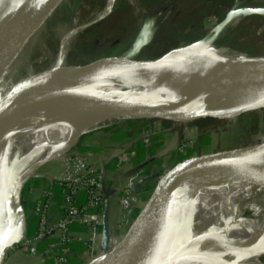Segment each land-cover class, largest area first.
<instances>
[{
	"label": "bare ground",
	"instance_id": "6f19581e",
	"mask_svg": "<svg viewBox=\"0 0 264 264\" xmlns=\"http://www.w3.org/2000/svg\"><path fill=\"white\" fill-rule=\"evenodd\" d=\"M13 1L0 0V22ZM134 1L130 0L135 4ZM68 2L54 20L63 10L65 14L70 12ZM114 4L115 0H107L101 12L87 21H81L79 16L74 18L70 30L62 36L57 58L45 72L29 67V58L54 20L28 38L26 33L22 34L0 59V75L14 78V88L27 80L80 81L83 69L61 67L64 53L80 30L108 16ZM248 11L249 8L235 11L228 24L217 30L224 33L233 29L247 17ZM211 42L210 35L187 48L173 51L160 63L136 65L118 73L112 69L119 64L117 61L101 64L95 70L98 73L95 81L83 84L81 91L59 89L58 93V90H44L45 87L38 89L40 83H34L22 97L33 117L10 129L3 151V158L13 152L19 157L17 173L20 174L17 182L9 184L8 190L13 193L32 175L35 164H30V159L39 151H43L45 160L59 157L78 142L81 133L117 119L119 109L164 113L186 120L193 116L192 111L230 113L238 106L261 108L255 102L264 99V61H246L228 55L215 50ZM15 48L19 52H14ZM13 60L15 63H11ZM23 63L28 71L16 78L19 64ZM93 89L102 91L103 98ZM4 98L0 100V107ZM102 105L115 111L107 112ZM19 109V105L12 104L8 114ZM43 110L51 114L34 116ZM24 147L26 151L22 153ZM217 182L208 187L189 183L171 189L161 203L175 205L160 214L138 251V264H181L196 246L210 242L209 246L217 247L200 248L187 264H260L254 260L264 253V150L252 166L233 171ZM4 188L5 185L1 186V191ZM245 209L253 210V216L244 217L241 212ZM221 230H224L222 234L214 235ZM146 250L154 253L148 261H145ZM122 261L124 256L115 259L111 250L102 252L94 264Z\"/></svg>",
	"mask_w": 264,
	"mask_h": 264
},
{
	"label": "rangeland",
	"instance_id": "374dc122",
	"mask_svg": "<svg viewBox=\"0 0 264 264\" xmlns=\"http://www.w3.org/2000/svg\"><path fill=\"white\" fill-rule=\"evenodd\" d=\"M106 1L69 0L67 7L70 12L65 14V10H63L60 14L61 16H58L54 20L67 2V0H59L49 8L50 10L48 9L30 24L21 28L14 35L10 44L24 33L27 34L28 38L42 25L54 20L29 58L31 62L29 67L36 72H45L57 58L62 36L70 30L73 19L77 16H79L81 21L91 19L101 12L105 7ZM164 1L135 0L134 4L130 0H115L114 7L108 16L78 32L74 40L68 45L62 63L86 64L102 57L124 56L132 53L135 44L148 36L145 35V31H147L148 24L151 23L152 13L154 11L157 12L153 7L155 8ZM166 1L167 11L160 13L158 21L165 17L171 7L172 13L168 15L165 22L157 29L153 27L155 33L152 34V38L136 54L139 58H158L175 47L191 43L192 41L207 36L212 33L213 28L223 19L225 14L238 0ZM238 7H264V0H239ZM78 12L79 14H77ZM153 29L150 30L153 31ZM214 44L216 47L222 48L226 52L239 57H264V16L250 15L244 17L233 29L219 34ZM172 52L170 51L166 56ZM27 71L28 66L26 64H19L16 78L25 75ZM5 80L2 85V93L10 89L15 79L8 77ZM128 121L136 123L137 125L146 124V122L150 124L149 132H153L154 134L146 138L144 137L145 141H149L150 139H152L151 141L157 140V136H159L157 133L161 129H171L170 134L166 135V138L169 140L168 147L157 152L158 155L160 154L164 157L168 155L172 156L180 150L189 149L193 146L195 148L194 151L198 152L197 154H217L264 141V107L248 111V113L246 112L233 119L206 117L191 122H177L169 119L128 120L121 118L99 124L95 130L85 135L104 128L117 130L119 126L126 124ZM160 136L162 137L163 135ZM25 151L26 147L22 148L21 152L23 153ZM68 154L69 152L55 159L45 161L43 151H39L30 159V164L40 165L43 163L24 182L21 194H23V190L29 184L37 180H44L43 175H45L46 171L53 167L55 169L61 165ZM146 165L148 163L144 162L137 171H132V174H130L131 171H126L124 177L132 178L135 173H140L141 175L144 173V167ZM63 169V167H60L58 171L59 176H61ZM189 183L186 176H181L167 182L158 189L156 199L161 203L173 187ZM217 183L216 181L212 184ZM115 189L119 194L121 189L123 190V186ZM241 213L244 217H252L254 211L245 209ZM116 239L109 250H112L113 245L121 240V238ZM101 254V251L95 253L90 260L85 261L83 264H94L101 257ZM257 260L264 261V253Z\"/></svg>",
	"mask_w": 264,
	"mask_h": 264
},
{
	"label": "water",
	"instance_id": "95a60500",
	"mask_svg": "<svg viewBox=\"0 0 264 264\" xmlns=\"http://www.w3.org/2000/svg\"><path fill=\"white\" fill-rule=\"evenodd\" d=\"M58 1L59 0H14L0 22V59L8 50L10 42L14 35L21 28L30 24L38 16L45 13ZM238 3L239 0L225 14L223 19L213 28L212 33L208 34L205 37L192 41L191 43L175 47L158 58H139L136 55L137 52L142 48V46H144L152 38L153 31L149 29L148 24L145 35H148L149 37L147 36L145 37V39L135 44L132 53L126 54L124 56L102 57L86 64H63L62 60L60 65L63 68L80 67L81 69H83V75L81 76L80 81H75L72 83V81L64 80L44 82H33L31 80H27L20 86L16 88L11 86L8 91L2 93V85L4 83V80L9 76H5L2 74L0 75V100L5 97L0 107V212L2 214V219L0 220V264H7L8 248L26 239V237L24 236L26 216L24 207L21 202V193L24 186H19L13 193H11V190H8L9 184H12L13 182L15 183L18 180V176L20 174V172L17 173L20 166L18 162L19 157L15 152H13L7 154V156L3 158V151L7 145L6 139L10 129L13 126L26 121L30 117H33L32 112L25 108L26 100L22 99L26 91H28V89H30V87L34 83H40V87L38 89H43V87H45L44 90H58V93L60 92V90L81 91L83 84H87L89 81H95L98 74L97 72H95V70L101 64H113L117 61L119 64H117L116 66L114 65L112 69H114V71L118 73L123 70L126 71V69L128 70L132 66L136 65L139 66L148 63H160L165 59L166 55L170 51L182 50L193 45L198 40L205 39L210 35L212 36L211 46L215 50L226 52L224 49L216 47L214 41L219 36V34H221L220 30L217 29L226 26L235 11L246 9V7H238ZM247 8L250 9V11H248V13L246 14L247 16H264V7ZM96 22L98 21H95L94 23ZM13 51L15 52L16 48L13 49ZM226 54L236 56L235 54H231L228 52H226ZM239 58L245 59L246 61H264V57ZM12 62L15 63L14 60L11 61V63ZM106 74H108V72ZM93 90L99 93L98 95H101L100 97L103 98L102 91H98L95 89ZM15 103L19 105L20 109L12 114H8V109L12 104ZM255 105L260 106L261 108L264 107V99L257 100L255 102ZM102 107H104L105 111H109L110 113L111 111H115L114 108L108 106L102 105ZM254 109L256 108L246 109L242 106H238L235 109H232L230 113H218L213 111H192L191 114H193V116L186 120H181L180 118H177V116L164 113L154 114L145 113L142 111H134L130 109H119L117 111L119 112L117 119H169L177 122H191L206 117L233 119ZM49 114H51L50 111L43 110L41 112H38L34 116L43 117ZM95 129L96 127L81 133L78 137V142L67 152H73V149L79 143L81 137ZM262 150H264V141L250 146L220 152L217 154H187L177 156L171 158L168 161H165L157 170L146 176L137 184L136 198L133 207L130 208V214L128 217V230L123 238H121L120 241H117L115 245H113V258L116 259L119 256H124V261H122L120 264H138V251L144 241L151 234L156 223L159 221L160 214L166 212L168 209L172 208L175 205H171L170 202L159 203V201L156 199V193L161 185L177 179L178 177L186 176L190 183H193L200 187H208L221 177L233 171L252 166L258 159L260 151ZM40 165H35L33 171ZM3 185H5V188L3 191H1V186ZM108 196V193L104 192L102 212L104 246L101 252L111 251L109 250L110 246L117 240H113V238H110L108 221ZM223 232L224 230H221L216 232L214 235L217 236L222 234ZM111 240L112 244L109 245ZM210 243L200 244L199 246H196V248H194L192 252H190L186 256L185 260L181 264H187L195 256L197 251H199V249L202 247H217L209 246ZM219 250L223 251L222 249ZM224 251H227V249H225ZM153 255V251L146 250L145 261H148ZM258 257L254 261L260 264H264V261L257 260Z\"/></svg>",
	"mask_w": 264,
	"mask_h": 264
},
{
	"label": "crops",
	"instance_id": "0c3cea01",
	"mask_svg": "<svg viewBox=\"0 0 264 264\" xmlns=\"http://www.w3.org/2000/svg\"><path fill=\"white\" fill-rule=\"evenodd\" d=\"M150 124L137 125L136 123L122 124L117 130H111L104 128L93 132L86 136L84 140L78 143L73 149V152L84 154L88 152L95 153V159L101 155H107L112 158L110 163L106 166L104 172V190L108 193V221L110 238L115 240L116 238H123L128 230V217L130 209L125 211L122 207L121 192L118 194L115 188L124 187L130 177H124L126 171H131L130 174L137 171L144 162L148 165L144 167L145 171L137 176L138 183L146 176L157 170L165 161L171 158L187 155L197 154L194 151V146L189 149L180 150L172 156H161L158 155V150L167 148L169 140L166 135L170 134L171 129H161L158 131L157 140L150 139L145 141L144 137H149L154 133L149 131ZM165 134V135H164ZM160 135H163L161 137ZM168 140V141H167ZM161 156V157H160ZM62 167V164L54 169L50 168L43 175L44 180H37L36 182L29 184V186L23 190L22 205L25 210L26 226L24 236L26 238L32 237L38 228V217L34 212V203L36 197L46 188L52 186L54 191V199L50 208V222L54 223L63 217L65 213V207L63 202L62 190L55 179L60 177L58 171ZM133 171V172H132ZM56 173H58L56 175ZM62 173V172H61ZM124 184H123V183ZM123 184V185H122ZM118 190V189H117ZM83 199V196H81ZM26 203V205H24ZM134 202L132 203V207ZM131 207V208H132ZM70 232L75 241L70 245V250L67 254L68 264H83L88 261L92 256L100 252L103 249V226L101 234L96 242L94 250H90L89 241L91 237L90 229L82 223H73L70 225ZM59 233L56 232L54 235L46 238L37 245V252L31 255L28 249L23 245L17 247L16 250L11 252L7 258V264H53L55 259H52L48 255L47 248L50 242L57 241ZM112 244V240L110 244Z\"/></svg>",
	"mask_w": 264,
	"mask_h": 264
},
{
	"label": "built area",
	"instance_id": "2783aa9c",
	"mask_svg": "<svg viewBox=\"0 0 264 264\" xmlns=\"http://www.w3.org/2000/svg\"><path fill=\"white\" fill-rule=\"evenodd\" d=\"M112 158L106 154L95 159L94 152L84 154L70 152L62 163V174L55 179L63 194L65 213L54 223L50 222V208L54 199L53 187L44 189L34 203V212L38 217L37 232L29 238L7 249V258L11 252L23 244L31 255L36 254L39 242L59 233L57 241L50 242L48 255L55 259L53 264H68L67 252L75 241L70 225L82 223L91 232L90 250H94L102 229L104 202V172ZM137 176L128 180L122 190L121 202L125 211L132 207L136 198ZM83 196V199H81Z\"/></svg>",
	"mask_w": 264,
	"mask_h": 264
},
{
	"label": "flooded vegetation",
	"instance_id": "af4514ba",
	"mask_svg": "<svg viewBox=\"0 0 264 264\" xmlns=\"http://www.w3.org/2000/svg\"><path fill=\"white\" fill-rule=\"evenodd\" d=\"M165 2V3H164ZM162 4H159L158 6H156L155 8L153 7L154 11L152 13V19H151V23L149 24V29H157L162 23L165 22V20L168 18V15H170L172 13V7L168 10V12L166 13L165 17L163 19L159 20V15L162 12H166L167 11V6L166 3L167 1L165 0ZM153 29V34L155 33V30Z\"/></svg>",
	"mask_w": 264,
	"mask_h": 264
},
{
	"label": "trees",
	"instance_id": "16d2710c",
	"mask_svg": "<svg viewBox=\"0 0 264 264\" xmlns=\"http://www.w3.org/2000/svg\"><path fill=\"white\" fill-rule=\"evenodd\" d=\"M128 122H129V123H132L131 121H128ZM86 136H88V135H84V136H82L81 139H80V142H81L82 140H84V138H85Z\"/></svg>",
	"mask_w": 264,
	"mask_h": 264
}]
</instances>
